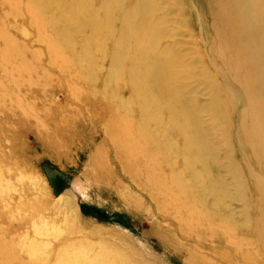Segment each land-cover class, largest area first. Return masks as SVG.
Instances as JSON below:
<instances>
[{"label":"rangeland","instance_id":"374dc122","mask_svg":"<svg viewBox=\"0 0 264 264\" xmlns=\"http://www.w3.org/2000/svg\"><path fill=\"white\" fill-rule=\"evenodd\" d=\"M68 1L0 0V264H264V103L223 1L155 0L154 9L165 21V72L179 74L233 203L191 178L196 151L177 153L171 175L147 137L122 133L123 104L146 126L150 113L139 114L141 95L119 71L118 41L99 50L87 26L62 31ZM104 3L93 10L102 15ZM212 80L232 98L221 124ZM229 155L248 205L226 175Z\"/></svg>","mask_w":264,"mask_h":264},{"label":"bare ground","instance_id":"6f19581e","mask_svg":"<svg viewBox=\"0 0 264 264\" xmlns=\"http://www.w3.org/2000/svg\"><path fill=\"white\" fill-rule=\"evenodd\" d=\"M77 1L79 0L68 1L63 9L62 17L66 27L62 31L77 33L74 29L76 25L83 28L87 26L89 30L87 36L91 38V45L99 50H106L110 43L118 41L119 44L114 47V52H117L116 56L120 55L119 57H121V60L117 61L119 71L130 80L129 82H132L129 84V88L139 91L138 97L141 95L138 98L141 105L136 104L139 114L143 112V105H146L150 113L148 117L150 124L146 126L143 120L129 114L127 107L123 104L122 109L125 114L115 116L120 120L122 133L129 137L137 135L147 137L152 145L163 153V163L171 170V175H173L172 172L174 173V159L177 153H181V157L185 158L189 152L196 151L198 153L196 164H192L189 169V173L193 174L191 178L198 175L199 183H204L206 186L209 181L212 187L221 193L224 200L229 199L233 203L235 195L229 192L224 185V180L225 183L227 181L225 175L215 173V169L220 170L221 159L215 155L208 143L206 134L201 127L199 113L189 107L191 105L186 101L183 92L176 88L179 74L169 75L165 72L171 64L168 60L167 50L163 45L165 21L164 18H157L158 13L154 9L157 4L155 0H136L138 7L135 11H127L128 0H107V4L104 3L102 6L104 8L102 15L99 11L93 10L95 0H81L82 6L79 7L76 6ZM222 1L223 7L220 13L233 19L236 24V36L248 48L246 55L253 66L250 80L261 86L259 96L264 103V0ZM81 13L86 17L84 18ZM117 78L119 79L118 76ZM209 84L215 93L211 107L214 121L220 123L223 118L225 122L230 118L227 107L228 103L232 101V98L230 97L231 100L229 98L230 92L226 94L219 83L214 80L209 81ZM143 88L152 91V93H142ZM225 95H228V103L223 99ZM169 102L176 106V110L168 111ZM242 114L245 117L243 111ZM245 122L243 120L242 124L245 125ZM152 126L154 129H149ZM222 127L223 124L221 130L229 140V132L225 130L228 127L225 125ZM179 136L183 144L181 149L175 143ZM249 145L253 148L256 143L254 140L249 141ZM228 158L229 173L226 175L228 177L230 174L235 180L234 184L238 191L237 200L241 199V202L248 205L243 198L245 195L244 178L240 179L239 166L233 160L232 155H229ZM233 162L236 164L235 167ZM259 188L261 189L262 186L260 185ZM60 203L66 209H70L71 201L68 198L61 197Z\"/></svg>","mask_w":264,"mask_h":264}]
</instances>
